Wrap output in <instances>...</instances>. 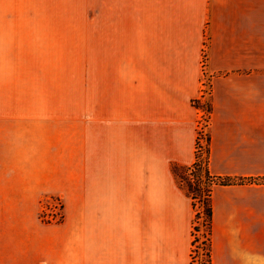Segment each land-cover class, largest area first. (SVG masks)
Segmentation results:
<instances>
[{
	"label": "crops",
	"instance_id": "obj_1",
	"mask_svg": "<svg viewBox=\"0 0 264 264\" xmlns=\"http://www.w3.org/2000/svg\"><path fill=\"white\" fill-rule=\"evenodd\" d=\"M32 1L0 0V79L1 64L26 63ZM103 3L90 25L87 204L48 223L4 204L0 264H191L195 210L173 166L195 160L203 73L207 168L244 179L213 188L210 264H264V0ZM6 129L0 160L25 162L26 126Z\"/></svg>",
	"mask_w": 264,
	"mask_h": 264
},
{
	"label": "rangeland",
	"instance_id": "obj_2",
	"mask_svg": "<svg viewBox=\"0 0 264 264\" xmlns=\"http://www.w3.org/2000/svg\"><path fill=\"white\" fill-rule=\"evenodd\" d=\"M32 2V47L26 50V63L21 67L1 64V143L6 127L21 123L26 126L31 153L25 162L1 154L6 158L0 160V215H13L4 204H32L33 216L40 222H59L62 204H87L90 25L103 14L104 3ZM206 78L210 81L209 75ZM192 104L203 109V118L209 117L207 99L203 104L194 99ZM19 106L26 112L14 111ZM196 204L199 215L193 226L198 230L192 237L196 241L191 264H207L202 243L204 208Z\"/></svg>",
	"mask_w": 264,
	"mask_h": 264
},
{
	"label": "trees",
	"instance_id": "obj_3",
	"mask_svg": "<svg viewBox=\"0 0 264 264\" xmlns=\"http://www.w3.org/2000/svg\"><path fill=\"white\" fill-rule=\"evenodd\" d=\"M211 107L209 104V111ZM181 171V172H179ZM173 173L177 176L179 183L185 188L188 196L191 198L193 209L196 210L197 202L201 203L204 208L203 225L205 227L203 245L205 246L206 263L210 264V234L212 221L211 194L216 185H225L232 183H241L244 179L230 177H220L213 175L207 168V155L204 160L199 159L197 153L194 162L189 166H173ZM251 181L252 178H250ZM264 181V178L261 179ZM203 185V186H202ZM199 205V204H198ZM199 212H195V219L198 218ZM197 226H193L192 236L197 231ZM196 239L192 240V246Z\"/></svg>",
	"mask_w": 264,
	"mask_h": 264
},
{
	"label": "built area",
	"instance_id": "obj_4",
	"mask_svg": "<svg viewBox=\"0 0 264 264\" xmlns=\"http://www.w3.org/2000/svg\"><path fill=\"white\" fill-rule=\"evenodd\" d=\"M202 67L205 66L204 60L201 64ZM210 93V81L206 78L205 73H203L202 80H201V91L200 97L197 99L200 104H203ZM204 117V116H203ZM199 122L198 131H197V140H196V153L201 159L203 155H207V145H208V135L206 131V126L208 122V118H203Z\"/></svg>",
	"mask_w": 264,
	"mask_h": 264
}]
</instances>
